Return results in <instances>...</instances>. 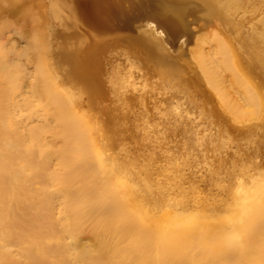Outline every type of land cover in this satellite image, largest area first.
Returning a JSON list of instances; mask_svg holds the SVG:
<instances>
[{
	"label": "bare ground",
	"instance_id": "1",
	"mask_svg": "<svg viewBox=\"0 0 264 264\" xmlns=\"http://www.w3.org/2000/svg\"><path fill=\"white\" fill-rule=\"evenodd\" d=\"M73 1L83 8L63 0L70 19L100 30L111 16L114 29L135 35L139 24H133L146 15L154 25H146L138 42L165 65L173 62L163 52L182 48L181 36L189 35L187 3L214 17L210 32L194 35L190 59L232 126L169 91L168 83H149L124 54L108 65L107 83L114 110L138 134L130 151L59 74L50 40L67 23L55 14L54 28L53 20L44 22L54 12L37 17L24 0H0V33L17 25L28 31L26 18L37 25H29L31 37L17 34L26 39L25 50L16 53L21 39L15 44L10 36L0 52V67L7 68L0 86L10 88L7 94L0 87V264H264V78L251 66L264 74V0H132L127 8ZM38 25H45L44 40L35 37ZM242 32L255 34L259 47ZM176 36V43L168 41ZM88 48L69 60L75 76L100 94ZM29 50L46 90L40 91L45 105L34 103L39 112L29 109L30 91L20 86L33 83L22 66ZM27 112L40 113V124L23 123ZM196 174L205 191L195 186Z\"/></svg>",
	"mask_w": 264,
	"mask_h": 264
},
{
	"label": "rangeland",
	"instance_id": "2",
	"mask_svg": "<svg viewBox=\"0 0 264 264\" xmlns=\"http://www.w3.org/2000/svg\"><path fill=\"white\" fill-rule=\"evenodd\" d=\"M37 1H39L38 6L36 5L37 3H35L36 1H33L34 3H31V5H30L28 1L24 0V4H25L24 6L26 8V5H27L28 8H31V12L33 11L32 12L33 15L34 16L36 15L37 17H39L40 14H44V16H45V13L50 14V13L54 12L50 16L48 15L49 19L45 17L44 22H49V20H53L54 19L53 15L58 14V17L60 16V19L63 20L65 23H67L66 28H64V27L62 28L61 26L56 25V28L59 26V28L56 29L58 32V37L53 36V39L51 38L52 40H50L52 47L56 48V50L53 49L55 52V54H54L55 57H54L53 61L58 62V63L56 62V67L58 68V70L60 72L59 74H60L61 78H63L67 87H70L73 91L78 93V95L83 100L84 107L89 111V113L92 117L96 118L99 121L101 127L106 131V133L110 136L114 135L113 137L118 136V137L122 138L123 142L126 143V145H128L127 147L129 148L130 151L134 150V147H136V144L139 141L138 134H137L135 128L132 127L133 125L130 123V121L123 120L121 118L122 111L117 112L114 110L116 105H115L114 100L110 94V91L108 88V83H107V76H108L107 72H108V69L110 68L108 65H110V62H112L114 60V58L123 59L124 54H126L135 64H137L144 71L145 77L149 83L150 82H155L158 84L168 83V86H169L168 90L169 91H171V92L178 91L187 100H190L194 104H196L197 106L201 107L205 113L210 112L212 115H214V117L218 121H220L223 125H226L227 127L232 126L231 121L227 120V118L225 117V114H223L221 112V109L217 103L216 95L214 94L213 90H211L206 85V83H205L204 79L202 78L197 66L195 65L193 60L190 59V53L192 51V48H189V46L192 45V43H193L192 41L194 39V35H196V34L197 35H203V34L205 35L208 32H210L211 27H212V23H213V21L216 20L212 16H205L204 13L202 12V9L199 6H197L193 3H187L186 4L187 7L186 6L185 7L187 8L188 12L184 16V22H185L186 29L189 32V35L181 36L180 40L186 39V42L182 48L174 46L173 48L170 49V52H171L170 54L167 53V51L163 52L166 55L168 54V57L173 62L171 65H165V64L156 62L153 58H151L147 48L145 46H143L140 42H138V38H139L138 35L143 29L146 28V25H148V26L154 25V23L148 22L146 15H143V13L138 18L139 22L133 24L134 28H136V26L138 24L139 25L137 27L138 28L137 33L135 35H132L133 33H131V32L126 33V31H124V30L114 29V23L111 22V19H115V17L111 18V16H109L107 19L108 22H107L106 27L103 30L102 29L100 30L99 28H95V27L93 28V26L91 27L90 25H87V24L85 25V22H82L83 20H81L79 18L76 22L72 21L71 20L72 18L69 17L70 15H69L68 11L66 10V8L62 7V1L63 0H37ZM65 1H67L68 3H71V1H72L71 4H74L73 6L77 11H80L83 8V5L80 2H78V6H75V3H74L75 1H73V0H65ZM103 1H104V3H106V4H104L105 6L110 4V5H114V7H115V5L118 4L121 6V8L122 7L127 8L128 5L130 4V1H132V0H103ZM52 2L55 4L57 3L56 6L59 5V7L57 6L58 9L53 8V5L51 4ZM47 3H49L50 5H47ZM149 3H151V1ZM40 4H41V6H40ZM45 5H46V7H45ZM49 7L53 8V9H50V11H47L49 9ZM56 10L58 12L63 11V13H61L59 15V13H55ZM42 11L44 13H42ZM54 20L56 21L57 19H54ZM18 21L21 22L22 19L19 18ZM26 21H27L28 26L29 25L30 26L31 25L37 26L36 24H33L35 22L30 23L28 18H26ZM26 21H25V24H26ZM146 21H147V24H146ZM226 21H228V20L220 19L221 23H224ZM50 22H52V21H50ZM54 22H52V23L54 24V28H55V24H58V23L57 22L54 23ZM36 23H37V21H36ZM81 24H83V25H81ZM25 26H26L25 30L28 29V31H29L30 30L29 28L34 30V28H32L30 26L29 27L27 25H25ZM44 26L45 25H43V26L38 25V28H40V29H37V28L35 29L36 30V32H35L36 39H38L37 35L40 36L39 39H43V40L46 37V32L44 31V29H45ZM15 27L17 28L16 30H15ZM15 27H14V31H16V33L12 30L13 28L11 29L12 33L10 32V30L8 32V33H11V35H9L7 32H5V31H7L5 29H3L5 31H2L0 33V36H1L0 37V49L3 48V50H4L3 51L1 49V51H0L1 53L6 52V46L4 48L3 44L5 43V45H7L6 44V42L8 40L7 37L10 38V36H11V38L13 39V36H14L15 41L18 38H19L18 40L21 39L20 42L17 40V42L15 43V44H17L19 42V45H17V49L19 47V49H18L19 51L17 50V52H16V53H18L21 51L22 48H24V50H25L26 43L24 42V39L28 38L25 35L31 33L30 34V37H31V35L34 33V31H33V33L30 31L29 32L24 31V33H22L24 29L21 30L20 28H18V25ZM21 27H22V25H21ZM87 28H89V29H87ZM19 29L21 30V32ZM17 30L20 32V34ZM37 30H38V33H37ZM60 31L62 33H59ZM17 34L22 35L23 37L25 36V38H21L22 36L19 37ZM56 34L57 33H55V36H56ZM240 35L243 38L247 39L249 41L250 45L253 46V48L259 47L261 40H257L255 37V34L249 33L247 35L244 32H242ZM43 36H44V38H43ZM178 39L179 38L176 36V37H172L170 39L168 38V41L176 43V41ZM22 40H23V42H22ZM165 43H166V41H165ZM22 45H23V47H22ZM85 46L89 47L88 48L89 49L88 60L90 61V63L96 64V69L92 72V74H94L95 78L98 81V85L100 87V89H99L100 94H97L96 92H94L95 89H94L93 85H91L87 82H83L75 76V71H73L72 64L70 63V60H69V58L75 52L76 49L78 50V49L84 48ZM167 46H169V43H167ZM20 47H21V49H20ZM64 48H65V50H64ZM66 49H67V51H66ZM7 50H8V48H7ZM62 50L66 53V54L64 53L65 56L63 55V53H61V52H63ZM32 53H33V51L29 50L28 54H29L30 58L27 61H25L26 60L25 58H24V61H22L23 58L22 59L20 58L23 64L17 62V60L15 62H16V64H20V65L22 64L23 67H25L24 65H26L27 68L25 67L24 69H25V72H28V81L31 80V82H33L32 83L33 85L30 84L31 83L30 81H29L30 83L28 82V85L30 84L29 88H27L25 86V84L20 85L21 87L24 86V89H27L30 91L29 95H28V97L30 99L28 98V102L30 100V102H32V103L29 102V104L32 106V105H34V103H38V105L36 104L37 106H40V105L42 106L43 104L45 105L44 102H46V101L43 99L40 91L44 88L40 84V78H39L40 74L38 73L39 68H38L37 64H35L36 61H35L34 55H32ZM59 53H61V55ZM1 55L2 54H0V56ZM57 55H59V56H57ZM2 56H3L2 58L0 57V62H1L0 65H2L4 63V60H3L4 55H2ZM57 57H59V58H57ZM25 62H26V64H25ZM251 66L254 69L255 74H258L257 77L258 78L260 77L261 79H263L264 74L261 72V70L253 63L251 64ZM106 67H108V68L105 69ZM6 70H7V68H5V70L3 68V72H2V69H1L0 74L5 73ZM61 71L63 72V74H61L62 73ZM29 76H30V78H29ZM32 77L34 78V80ZM258 80L259 79H256V81H258ZM261 83L264 85V79L262 80ZM4 86H5V88H3ZM4 86H2V87L0 86V87H1L3 92L6 91L4 93L8 94V91L10 90V88L9 87L6 88V85H4ZM32 87L34 89H36V91L39 93V94L34 93L33 94L34 97L32 96V94H30L33 92ZM263 93H264V91H263ZM36 96L39 97V99ZM36 98L38 99L39 102L36 101L37 100ZM41 102H43V103L41 104ZM36 105H34L35 107L30 106L29 109L34 108L36 110L38 108V112H39V109L41 106L37 107ZM3 107L6 109L7 105L3 104L2 108ZM26 114H25L26 117H24V119H27V120L22 119V121L24 120L23 123H26V121H27L28 122L27 124H37L38 122H39L38 124H40V121H38V118H39L38 115L40 113H38V115H36V113H32L33 116H31L32 114L30 115V113H28V112ZM117 114H119V115H117ZM125 124L127 125V127ZM7 136H11V135L7 134ZM45 136H47V135H45ZM238 137H241V136H238ZM198 177H200V176H198V174H196V176L193 178V180L199 179L198 180L199 183L197 182V180H195V186H197L201 190L204 187V189L202 191H205V184L202 182L203 178L202 177L198 178ZM200 180H201V182H200ZM196 182L198 185H196Z\"/></svg>",
	"mask_w": 264,
	"mask_h": 264
}]
</instances>
